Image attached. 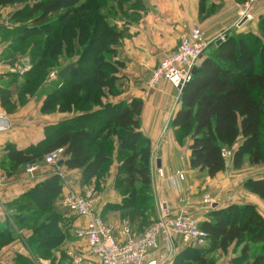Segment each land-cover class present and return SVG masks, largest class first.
Here are the masks:
<instances>
[{
	"label": "trees",
	"instance_id": "obj_1",
	"mask_svg": "<svg viewBox=\"0 0 264 264\" xmlns=\"http://www.w3.org/2000/svg\"><path fill=\"white\" fill-rule=\"evenodd\" d=\"M110 1L0 0V10H14L7 16L12 27L5 30L15 29L16 21H24L18 24L23 33L14 32L18 46L14 54L28 51L30 55V61L21 59L23 67L31 64L30 70L24 78H13L11 82H19L24 89L34 84L38 76H45L62 55L71 56L78 51L80 56L71 77L61 80L60 86L49 95V104L42 109L49 112L57 105L56 111L66 114L77 111L79 116L47 128L43 143L25 152H13L9 160L15 167L39 164L45 155L62 148L64 166L81 170L82 184L88 185L109 171L116 142L120 165L115 189L123 200L115 208L122 218L136 226L137 233H142L149 218L153 222L157 218L155 205L154 209L146 207L148 200H152L146 190L151 186L152 173L151 146L140 133L143 101L134 99L130 104L102 101L106 93L114 96L124 91L119 83L117 59L125 33L118 21L113 23L122 0H113V4ZM262 21L264 27V17ZM262 26L259 35L264 36ZM259 35L250 32L227 35L211 54L203 55L197 74L184 87L183 107L172 121L173 127L181 132V141L185 137L192 139L191 167L206 171L210 178L227 169L223 148L234 150L231 165L235 169H241L246 161L252 166L264 164V41ZM9 87L1 86L0 100L2 108L11 114L14 108ZM245 187L264 201V176L248 180ZM63 194V180L58 174L30 192L27 201L36 212V220L29 225L33 235L26 238L30 254L18 255L16 264H39L40 254L49 259V264H64L69 259L65 251L59 260L54 255L74 237L71 220L59 210ZM49 197L51 200L46 204ZM42 214L48 215L45 220ZM211 217L200 224L210 246L203 249L189 246L171 264L192 261L203 264L209 255L218 251L227 254L232 246L242 249L240 257L230 264H264V217L255 206L234 204L222 211L213 210ZM27 219L17 216V227Z\"/></svg>",
	"mask_w": 264,
	"mask_h": 264
},
{
	"label": "crops",
	"instance_id": "obj_2",
	"mask_svg": "<svg viewBox=\"0 0 264 264\" xmlns=\"http://www.w3.org/2000/svg\"><path fill=\"white\" fill-rule=\"evenodd\" d=\"M242 3L241 0H122L121 6L116 10L117 16L113 19L115 21L112 20L113 23L118 21V26L124 29L125 33L118 47V59L123 68L120 69L118 76L124 91L108 103L130 104L134 99L143 101L140 133L149 140L151 161L156 165L160 162V168L165 172L166 178L176 171L184 173L185 181L178 186L182 191L184 188L187 190L180 193L174 185H165L160 194H154L157 206L160 208L163 204V209L171 215L185 208L200 224L211 220L212 211L206 213L202 203L203 197H200L198 192L204 190L206 186L212 191L217 187L214 185L220 183L223 184L220 185L221 187H226V192L225 194L221 192V196L214 199L217 202L215 209L222 211L234 204H247L255 206L264 217V201L245 187L248 180L259 179L264 176V172L251 170L248 176L244 170L248 168V163L242 170L230 166L216 177L210 178L206 171L192 168L190 151L192 139L185 137L181 141L180 130L172 125L176 114L183 107L182 92L167 81H162L156 89L149 90L147 81L161 59L166 54L176 51L182 36L188 34L194 27H200L205 32L208 42L211 43L210 46L221 37L239 35L251 27L248 21L241 25ZM262 3L260 1L252 6L251 11L256 19H260L259 17L264 14ZM5 10L8 13L14 11L12 8ZM254 25L255 23L252 26ZM19 27L20 25L17 24L13 30H0V43L2 36L23 33ZM14 37V41L2 47L0 56L9 51L14 54L15 47H18L17 36ZM7 67L0 59V90L2 78L8 75ZM24 68L30 70L31 65L26 64ZM41 108L42 104L29 102L19 111L8 114L12 128L8 132L0 133V264H16L18 255L28 257L30 254L26 238L32 237L33 229L29 225L36 220V212L27 201L32 190L47 182L58 172L63 174L68 186L78 194H85L84 192L95 186L94 182L88 185L82 184L81 170H69L65 166L55 168L39 163L35 172H28L26 165L15 167L11 164L9 154L25 152L39 146L47 139V128L73 119L69 114L43 115ZM3 110L0 100V113H4ZM117 157L118 148L115 142L113 164L102 178H97L101 190H96L95 194L98 212L109 225L118 226L116 233L119 232L121 214L115 207L120 206L123 200L114 188L120 165ZM228 171L231 172L232 177L228 176ZM180 196L186 198L187 204L184 207L179 203ZM50 200V197L47 198L46 204H49ZM156 209L158 215L160 210ZM59 210L66 219L71 220V231L86 222V219H77L70 212L62 209L60 204ZM54 211L57 212L56 200ZM17 216L28 218L20 228L15 222ZM42 216L45 220L48 215L42 214ZM134 227L136 228L135 225ZM173 245L175 256L183 254L187 249L178 237ZM83 248L84 243L72 237L63 243L61 249H57L54 255L59 260L62 251L68 254L73 251L80 252ZM241 249L242 247L236 249L232 246L227 254L221 251L218 253L227 259L225 264H230L232 260L240 257ZM158 253L166 254V248L163 246ZM39 264H49V259L40 254Z\"/></svg>",
	"mask_w": 264,
	"mask_h": 264
},
{
	"label": "built area",
	"instance_id": "obj_3",
	"mask_svg": "<svg viewBox=\"0 0 264 264\" xmlns=\"http://www.w3.org/2000/svg\"><path fill=\"white\" fill-rule=\"evenodd\" d=\"M257 0H249L243 6L242 19H252L251 8ZM10 19L0 13V30L11 28ZM221 37V39H224ZM205 32L200 27H194L188 34L180 39L176 51L166 54L151 72L147 81V87L151 90L157 88L162 81L169 82L175 89L181 91L193 78L192 70L198 68L205 50L210 46ZM29 68L19 71L24 76ZM57 74L52 73V77ZM9 119L0 113V133L11 130ZM234 150L222 149V156L230 167ZM65 161V150L58 149L45 155L42 164L49 167H57V164ZM39 164L26 165L28 172H35ZM154 193L160 194L165 185H174L181 192L179 183L185 181V175L181 171L166 178L163 169L154 164ZM63 180L65 193L61 196L60 206L70 212L77 219H86V222L74 230V237L84 243L80 252H69L68 260L64 264H169L175 257L174 242L178 237L186 246L198 249L209 246V238L200 227L197 219L185 208L180 209L175 215L169 214L160 205V213L156 220L142 233L135 232L130 222L120 224L119 232L110 226L98 212L97 200L93 190L85 194L74 192L66 182L62 173H57ZM204 205L206 213L213 211L217 203L214 199L206 197ZM179 203L186 206L184 196H180ZM166 248V254H159L162 247Z\"/></svg>",
	"mask_w": 264,
	"mask_h": 264
},
{
	"label": "rangeland",
	"instance_id": "obj_4",
	"mask_svg": "<svg viewBox=\"0 0 264 264\" xmlns=\"http://www.w3.org/2000/svg\"><path fill=\"white\" fill-rule=\"evenodd\" d=\"M241 1L243 2L242 3V7L249 2V0H241ZM260 1L263 2L262 4H264V0H257L252 6H254L257 2H260ZM82 2H84V0H82ZM110 2H111V4L114 3L113 0H111ZM251 10H252V8H251ZM0 12H2V13L4 12L3 15L6 14V16L11 15L5 9H1ZM242 13H243V11H242ZM251 15H252V19L248 21L250 23L251 27L247 28L246 31H244L243 33L250 32V33H253L255 35H259V33L261 32L260 26H262V22H263L262 20H263L264 14L259 17L260 19H256L253 16L252 11H251ZM19 22H24V21H20V20L16 21V23H18V24H19ZM256 22H257V24H256ZM254 23H255V25L252 26ZM262 28H264V27L262 26ZM14 36L15 35H6V36H2L1 37L2 39H1V43H0V51H2V47L4 45L9 44L12 41H14V39H15ZM259 36H261V40L264 41V36L262 34L259 35ZM36 38H38V37H36ZM12 48H14V46H12ZM27 52L25 54H24V52L22 54H12V52L9 51L7 54L5 53V54L0 56L1 63H4L6 66H8L7 67V69H8V73L7 74L8 75H7V77H5V78L3 77L2 78L1 86H4V87L10 86L9 90L12 93L11 102H12V105H13V108H14L13 113L19 111L21 108L26 106L29 102L30 103L31 102H33V103L36 102L38 104H42L41 113L43 115H46V116H49V115L52 116V115H55V114H63V115H65L66 113H60L59 111H56L57 109L55 110L57 105L54 106L52 110H49V112H43L42 109H43V106L49 104V102L47 100L49 95L52 92H54V90L56 88H58L60 86V84H61V79L59 78V73L63 69H65L67 66H69L71 64H76L79 61V59H80L79 52L75 51L74 54L71 55V56L70 55L66 56L65 54L62 55L61 58L58 59V61L56 63V66H54L52 68H49V70L46 71L45 76H43V77L38 76V80L36 82H34V84H31L28 87L23 89L19 82L14 83V82H11V81H12L13 78L21 79L23 77V76L18 75V73H19L20 70L23 69V65H22V60L21 59L28 58L29 61H30V55L27 54ZM88 58H89V56H88ZM117 60L119 61V59H117ZM111 61H113L112 58H111ZM117 66H118L119 70L123 69L121 64H117ZM13 71H15V72H13ZM52 73H56L57 75L55 77H52L51 76ZM149 90H151V89H149ZM118 91H120V90H118ZM118 96H120V95L116 94V95L113 96V95H111L109 93H106V96L103 97L102 101H103L104 104H107V102L112 101V99H114L115 97H118ZM96 110H98V109H96ZM3 111H4V113H3L4 116L9 119V116H8L9 113H7L5 110H3ZM79 114L80 113L75 111L73 113H70L69 115H72V118H77V116H79ZM9 122H10V125L12 127V122L10 121V119H9ZM154 164H155V162L151 161V163L149 165V167H151V173H152V175H151L152 177L151 178H152V180H151V186L147 187L146 190H147V193L148 192L151 193L152 200H150V199L148 200L149 202L147 203L146 207L147 208L151 207V209H154L152 206L155 205V208H158L161 211V209L157 206V203H156V200H155V195H154L155 193H153V190H154V185H153V181H154V177L153 176H154V174H153V170H155L154 169ZM246 165H248L247 161L245 162L243 167H245ZM230 166H232V165H230ZM242 168H241V170H242ZM244 170H245L246 173H248V172L251 173L250 172L251 170H255V171L263 170V172H264V164H261L260 167H254L251 164H249L248 168H244ZM227 173H228L229 177H232L230 171H228ZM249 173H248V176H250ZM233 176H235V175H233ZM116 178H117V176H116ZM92 182H94L95 186H92L91 189H89L87 191L93 190L94 194H96L97 193L96 190L97 191L101 190L100 189V185L97 182V178L93 179ZM203 184H204V182H203ZM115 185H116V180L114 182V188H115ZM220 185H223V184L220 183V184H217V185L215 184L214 185V186H217L216 189L214 188L215 191H214V189L211 191L206 186V188L204 187V190H200L198 192L200 197H203V199H202L203 205H207L204 202L206 197H210L212 199H217V198H219L221 196V192H223L225 194L226 187L225 186L221 187ZM139 186H142V185H139ZM86 192H84V193H86ZM156 214H157V211H156ZM123 222H130L131 223L130 220L124 219L121 216V219H120L118 225H120ZM152 223H153V221H151L150 218H149L147 226L149 227ZM114 228H115V230H117L118 226L116 225ZM133 228L135 229V232H137V229L134 226H133ZM75 252L77 253V251H75ZM72 253H74V251ZM223 259L224 258H223V256L221 254H219L218 252H215V253L209 255L208 257H206L205 260L202 263L203 264H225L227 259H224V260ZM248 262L250 263L251 260H248ZM189 264H199V263H198V261H192V262H189Z\"/></svg>",
	"mask_w": 264,
	"mask_h": 264
},
{
	"label": "water",
	"instance_id": "obj_5",
	"mask_svg": "<svg viewBox=\"0 0 264 264\" xmlns=\"http://www.w3.org/2000/svg\"><path fill=\"white\" fill-rule=\"evenodd\" d=\"M247 21V18L244 17L241 21V25L244 24L245 22ZM225 40L224 39H219L217 40L214 44H212L211 46H209L205 52H204V55H209L211 54L217 47H219L223 41ZM75 68V64H71L69 66H67L65 69H63L60 73H59V78L62 80V81H67L71 75H72V71L73 69ZM197 71H198V68H194L192 70V75H196L197 74ZM184 91V88L181 89V92L183 93ZM65 165V161H61L57 164L58 167H62ZM158 168H160V162H158V165H157ZM213 208H217V205H214Z\"/></svg>",
	"mask_w": 264,
	"mask_h": 264
}]
</instances>
